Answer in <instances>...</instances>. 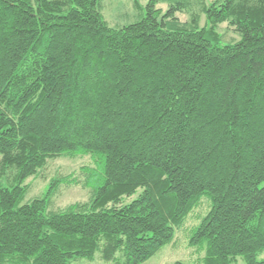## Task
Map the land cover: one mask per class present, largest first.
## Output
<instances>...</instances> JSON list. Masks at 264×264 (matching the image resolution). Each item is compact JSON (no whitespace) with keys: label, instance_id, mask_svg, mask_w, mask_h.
I'll return each mask as SVG.
<instances>
[{"label":"trees","instance_id":"trees-1","mask_svg":"<svg viewBox=\"0 0 264 264\" xmlns=\"http://www.w3.org/2000/svg\"><path fill=\"white\" fill-rule=\"evenodd\" d=\"M103 1L0 0V264H141L203 198L199 263L264 264V0H135L121 26ZM77 156L88 200L51 208L70 175L26 198Z\"/></svg>","mask_w":264,"mask_h":264},{"label":"rangeland","instance_id":"rangeland-1","mask_svg":"<svg viewBox=\"0 0 264 264\" xmlns=\"http://www.w3.org/2000/svg\"><path fill=\"white\" fill-rule=\"evenodd\" d=\"M135 0H104L103 15L112 26H121L135 19L136 10L134 9ZM143 6L148 0H137ZM207 2L213 0H206ZM190 10L183 13H177L181 21H186L192 13H196L200 17V27L204 26L206 17L201 12V6L198 3L193 4ZM157 8L163 11L168 9L167 3L157 4ZM217 32L220 35L219 43H227L239 39V36L234 32L232 27L227 23H222L218 26ZM95 168L92 159L89 156L77 157H58L49 160L34 176L28 178L24 184L29 185L27 199L40 196L46 190L52 179L70 175L78 182L76 184H62L59 187L57 194L53 197L51 208H62L73 202H82L90 197V189L84 187L85 173L82 168ZM209 201L203 198L201 204L187 217L184 225L177 229L175 238L172 243L161 248L153 257L141 264H173L175 261H184L192 264H200L199 260L203 256V252L196 250L188 245V239L191 229L197 225L200 218L206 214L209 209ZM264 257V253L259 255V258ZM71 264H113L105 261L97 253L93 259H75ZM236 264H246L240 256L236 258Z\"/></svg>","mask_w":264,"mask_h":264}]
</instances>
